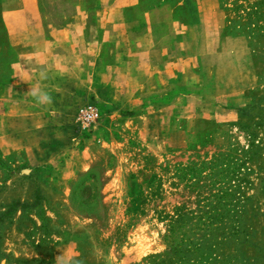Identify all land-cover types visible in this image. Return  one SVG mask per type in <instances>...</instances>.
<instances>
[{
    "label": "rangeland",
    "instance_id": "rangeland-1",
    "mask_svg": "<svg viewBox=\"0 0 264 264\" xmlns=\"http://www.w3.org/2000/svg\"><path fill=\"white\" fill-rule=\"evenodd\" d=\"M80 1L0 0V264H151L166 249L170 216L199 198L179 169L206 174L221 155L244 163L238 194L248 196L249 235L240 248L249 264H264V0H135L122 6L117 68H108L113 47L94 45L88 63L62 62L61 84L50 77L52 59H26L33 69L21 86L13 42L50 36ZM21 7L25 19L13 11ZM143 8H154L159 26L139 43L128 25ZM23 21L30 27L21 34ZM143 57L172 62L157 77ZM129 66L142 72L144 91L128 92ZM79 67L92 86L69 77ZM37 85L51 104L27 92ZM88 102L99 116L85 124Z\"/></svg>",
    "mask_w": 264,
    "mask_h": 264
},
{
    "label": "trees",
    "instance_id": "trees-1",
    "mask_svg": "<svg viewBox=\"0 0 264 264\" xmlns=\"http://www.w3.org/2000/svg\"><path fill=\"white\" fill-rule=\"evenodd\" d=\"M210 164L206 174L194 166L179 169L178 175L196 188L199 198L194 208L178 209L170 216L163 235L166 249L153 256L151 264H249L240 248L249 235L244 216L248 196L238 194L242 181L248 182L239 175L244 163L221 155ZM261 184L264 189V176ZM22 204L17 201V206ZM36 204L35 198L31 205ZM36 213L42 220L38 208ZM229 247L232 251L226 252Z\"/></svg>",
    "mask_w": 264,
    "mask_h": 264
},
{
    "label": "crops",
    "instance_id": "crops-1",
    "mask_svg": "<svg viewBox=\"0 0 264 264\" xmlns=\"http://www.w3.org/2000/svg\"><path fill=\"white\" fill-rule=\"evenodd\" d=\"M103 0L102 4L100 6H83L84 0L80 1L79 5L75 6V12H73L71 17H74L73 20L64 22L61 24H58L55 27L50 26L49 35L48 37L43 38H28L25 37L24 34H22V30H27L30 26H28V23L23 21V23H19V29L21 30L22 37L18 41L13 42L14 46L17 49V52L19 53V60L16 62L17 70H19V74L21 75V80L19 79L17 83L21 84L23 87L29 86V79H26V74H28L26 71L27 69H33L28 68L29 63L26 64L25 60H29L31 58H34V62L38 65H44L45 60L44 59H52L55 64L51 65V69L55 71L54 74H50L51 78L54 80H61L64 81L63 73L60 72L64 69V64L62 62L75 59V60H82L87 62L86 55H90L89 48L91 46H112V61L110 62V65H108V68H117L120 61H119V39L115 37L116 33H119V29L122 28V26L125 25V23L121 22V14H122V6L123 5H129L133 8V3L135 0ZM138 4L137 0L135 2ZM135 4V5H136ZM139 11L140 15L138 21L134 23H130L128 25L129 31H136L137 34V41L139 43L142 41V37H144V34L151 39V33L146 32V30L150 29L153 30L159 26L158 23H154V21L151 19L152 11H154V8H143V11H140L139 9H136ZM14 12L19 13L23 12L24 16L22 14V18L25 19V14L27 12L25 11L24 7L17 8L13 10ZM11 12V11H8ZM32 14L36 11L34 9L31 10ZM11 14V13H9ZM34 15V14H33ZM12 18L15 17V15H11ZM158 22V21H157ZM35 26L39 29H45L44 27L40 26V24H35ZM31 27L33 25L31 24ZM99 33L100 36L97 37V35L93 34ZM111 35V37H110ZM109 37V38H108ZM106 42V43H105ZM135 43L136 39H135ZM137 43V44H139ZM58 46L67 47L65 51L57 48ZM82 46V48L80 47ZM69 47H78L76 51L73 49H69ZM116 47V48H115ZM74 52V54L69 55V53ZM66 56V57H65ZM70 57V58H69ZM130 60V59H129ZM139 60V64L142 65L144 68L150 70V72H153V76L156 75V68L160 65H164L166 63L172 62L168 59H162L161 61H155L154 59H150L149 57H143ZM82 61V62H83ZM89 62V61H88ZM87 62V63H88ZM47 65V64H45ZM34 67V65H33ZM133 67L129 66L127 70H125V67L122 68L123 76H125V79H127V85L131 86V90L129 89V93H134L136 89H140V91H144L146 84L143 82V76H141V71L139 72V69H132ZM79 73L78 74H69V77H79V82L83 83L82 81L85 80V76H83V73L80 74V71H82V68H78ZM34 72V71H31ZM60 72V73H58ZM88 72V70H87ZM150 75V73H149ZM83 79V80H82ZM52 80V81H54ZM88 84V87L92 86V83L85 80ZM92 81V80H90ZM90 83V86H89ZM86 85V83H84ZM57 85V83L55 84ZM58 89V88H57ZM60 90V89H58ZM87 92L86 86L81 87L79 90V93ZM62 96V95H61ZM74 98V97H73ZM71 98V99H73Z\"/></svg>",
    "mask_w": 264,
    "mask_h": 264
},
{
    "label": "clouds",
    "instance_id": "clouds-1",
    "mask_svg": "<svg viewBox=\"0 0 264 264\" xmlns=\"http://www.w3.org/2000/svg\"><path fill=\"white\" fill-rule=\"evenodd\" d=\"M46 78L44 74H41V79ZM39 104L49 105L53 102L52 96L43 91L38 85L30 87V90L27 91Z\"/></svg>",
    "mask_w": 264,
    "mask_h": 264
},
{
    "label": "built area",
    "instance_id": "built-area-1",
    "mask_svg": "<svg viewBox=\"0 0 264 264\" xmlns=\"http://www.w3.org/2000/svg\"><path fill=\"white\" fill-rule=\"evenodd\" d=\"M99 116V111L95 103L88 102L80 112V118L87 124L94 121Z\"/></svg>",
    "mask_w": 264,
    "mask_h": 264
}]
</instances>
